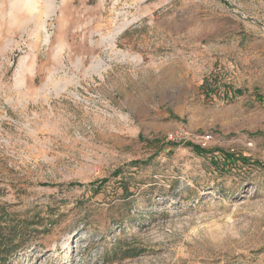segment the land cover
<instances>
[{"label": "rangeland", "instance_id": "rangeland-1", "mask_svg": "<svg viewBox=\"0 0 264 264\" xmlns=\"http://www.w3.org/2000/svg\"><path fill=\"white\" fill-rule=\"evenodd\" d=\"M0 203L6 264H264V0H0Z\"/></svg>", "mask_w": 264, "mask_h": 264}, {"label": "trees", "instance_id": "trees-1", "mask_svg": "<svg viewBox=\"0 0 264 264\" xmlns=\"http://www.w3.org/2000/svg\"><path fill=\"white\" fill-rule=\"evenodd\" d=\"M192 149L193 151L195 152H200L202 153L203 151L195 146V145H192ZM226 158L227 157H230V156H225ZM7 206L8 204L6 203H0V245L2 243V240L4 239V231L7 230V234L9 235V238L12 240L14 237H19V236H22V230H19V231H15L16 230V225L13 224L14 222V218H15V213L14 212H9L7 210ZM24 240V237L23 238H19V242L20 244H17V246H15L14 248H2L0 249V264H6V259L8 256H10L11 252H13L16 248L22 246V241ZM12 243V241L10 242Z\"/></svg>", "mask_w": 264, "mask_h": 264}, {"label": "built area", "instance_id": "built-area-1", "mask_svg": "<svg viewBox=\"0 0 264 264\" xmlns=\"http://www.w3.org/2000/svg\"><path fill=\"white\" fill-rule=\"evenodd\" d=\"M167 137L171 140V141H180L182 138H183V133H182V130L181 131H174V132H171L167 135ZM210 138V135L209 134H198L196 136V140H197V143L201 144V145H204L205 142Z\"/></svg>", "mask_w": 264, "mask_h": 264}, {"label": "crops", "instance_id": "crops-1", "mask_svg": "<svg viewBox=\"0 0 264 264\" xmlns=\"http://www.w3.org/2000/svg\"><path fill=\"white\" fill-rule=\"evenodd\" d=\"M253 6H254V9H253L254 14L257 15V16H259V13L261 11V6L262 5H255V4H253ZM173 68H174V66H171L170 67V69H173Z\"/></svg>", "mask_w": 264, "mask_h": 264}]
</instances>
